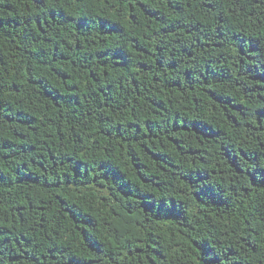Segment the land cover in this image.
Returning <instances> with one entry per match:
<instances>
[{"label":"trees","instance_id":"obj_1","mask_svg":"<svg viewBox=\"0 0 264 264\" xmlns=\"http://www.w3.org/2000/svg\"><path fill=\"white\" fill-rule=\"evenodd\" d=\"M0 264H264V0H0Z\"/></svg>","mask_w":264,"mask_h":264}]
</instances>
